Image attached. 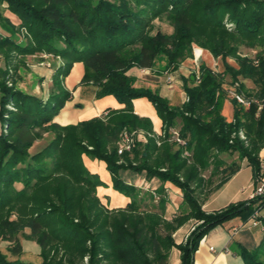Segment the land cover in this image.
<instances>
[{"label": "trees", "instance_id": "trees-1", "mask_svg": "<svg viewBox=\"0 0 264 264\" xmlns=\"http://www.w3.org/2000/svg\"><path fill=\"white\" fill-rule=\"evenodd\" d=\"M157 19H166L172 30L156 28ZM242 46L256 49V56L242 55ZM195 47L221 57L224 70L201 62L194 79L183 77L181 106L139 86L129 74L134 67L154 68L160 56L167 70L178 69L194 57ZM42 53L63 60L47 97L18 88L16 80L8 86L13 59ZM2 60L0 241L19 257L11 259L0 249V264H38L21 258L20 233L40 246L39 264H82L85 257L87 264H167L173 247L181 252V264H194L201 240L213 227L235 216L246 222L264 208V196L212 212L203 208L205 199L242 167L224 154H237L251 166L257 186L263 176L264 0H0ZM76 62L84 64L81 84L96 86L97 97L113 95L125 107L76 124L56 122L72 99L65 81ZM247 80L253 85L248 87ZM229 86L251 100L246 107L230 98L231 121L223 114ZM141 97L155 106L162 135L151 119L135 113L133 100ZM136 128L148 139L134 150L138 162L126 154L127 163L120 162L117 142L124 130ZM173 130L185 146L172 140ZM42 139L44 146L31 152ZM84 156L106 163L114 190L128 198L124 207L111 210L102 203L97 189L107 184L89 170ZM124 169L159 178L162 185L140 189L121 177ZM214 178L219 182L208 189ZM166 182L180 190L185 205L172 218L166 212ZM147 199L158 204L143 210ZM190 220L194 225L186 240L177 243L174 233ZM238 252L244 264H264V237L254 249L239 245Z\"/></svg>", "mask_w": 264, "mask_h": 264}, {"label": "crops", "instance_id": "crops-1", "mask_svg": "<svg viewBox=\"0 0 264 264\" xmlns=\"http://www.w3.org/2000/svg\"><path fill=\"white\" fill-rule=\"evenodd\" d=\"M201 49L200 53H197V49ZM212 58L211 62L210 59ZM201 62H204L208 67L213 68L214 63L220 67V71L224 70V64L221 57H214L213 54L203 48L195 47V53L193 58H187L185 61L181 63L178 69H166L162 71H157L154 68L152 69H142L138 67H134L129 71V74L137 77V84L139 86H156L163 82V78H165V88L164 95L166 98L169 96L178 95L181 99L177 105L173 106H181L186 100V93L183 89V77H190L194 72L199 70V65ZM45 72L41 73L39 70V74L32 76L31 80L27 81L28 85H31V90L33 94L47 97L50 90V85L48 82L52 80L53 72H50V69L44 67ZM84 75V64L82 62H76L74 67L66 78V86L72 92V99L68 101L65 107L60 111V113L56 116L55 121L62 124L67 125L71 123H78L79 121L88 120L93 117L101 116L107 112L108 109H120L125 107V104L120 103L116 97L113 95H107L105 97H97V87L92 84H81V80ZM44 78L45 83L36 82V79L42 80ZM34 84V86H33ZM49 85V86H46ZM155 90H158L155 87ZM25 90V89H24ZM133 106L135 113L139 114L142 117L151 119L154 131L157 135H161L162 133V119L159 117L156 108L153 104L146 98L141 97L133 100ZM223 114L227 118V120L231 121L234 118V105L228 97L224 102ZM2 131V125L0 122V133ZM237 155V154H235ZM238 156V155H237ZM260 157L263 164V176L262 179L264 181V148L260 153ZM85 164L89 168V170L93 173H97L100 175L102 181H104L107 186H99L98 193L101 197H110L111 201H119L117 203L120 206H125L128 202V198L113 188V181L110 172L107 170L106 163L104 161L98 159H92L90 157L85 156L84 158ZM245 168H250L252 179L251 182L248 183L249 190L245 185L246 181L241 180V175ZM250 176V174H249ZM254 172L251 166H248L245 161L242 163L241 169L233 175L227 182H225L219 189L209 195L203 204L204 210L208 212L220 210L231 202H239L246 201L252 198L253 192L256 190V183L253 182ZM232 183H236L234 190H229L231 188ZM251 186V187H250ZM254 186V187H252ZM165 187L168 190L169 197L171 199V195L174 194L181 198V192L178 188H175L171 183L166 182ZM228 192V196H224V194ZM249 190V191H248ZM254 190V191H253ZM232 192V194H231ZM230 193V194H229ZM181 200V199H180ZM171 206H167V217L172 218L177 210H170ZM261 216L264 218V208L261 211ZM233 224L227 229L228 234L237 233L239 239H237L236 247H231V242L228 239L216 238L214 240L218 246H214L212 242L213 238L208 235L201 240V243L195 252L194 255V264H244V260L238 252V246L244 245L249 249H254L249 245L250 235L248 232L241 231V227L244 221L241 219L239 222H232ZM194 225V221L190 220L186 224H184L181 228H179L175 233V239L177 243L183 241L184 237L189 234L192 226ZM254 227V226H253ZM258 228V227H255ZM215 239V237H214ZM263 239V238H262ZM261 239V240H262ZM260 240V242H261ZM259 242V243H260ZM258 243V245H259ZM257 245V246H258ZM214 248V250L211 249ZM256 248V247H255ZM172 249H176L180 255V264H181V252L177 247H173ZM171 249V250H172ZM170 250V251H171ZM169 260V257H168ZM167 260V264L169 261Z\"/></svg>", "mask_w": 264, "mask_h": 264}, {"label": "rangeland", "instance_id": "rangeland-1", "mask_svg": "<svg viewBox=\"0 0 264 264\" xmlns=\"http://www.w3.org/2000/svg\"><path fill=\"white\" fill-rule=\"evenodd\" d=\"M155 26H156V28H161L162 30L168 31V32L172 30L171 26H169V24L166 21V19H163V20H158L157 19V20H155ZM201 51H202L201 49H199V48L197 49V53H200ZM240 51H241L242 55H248V56H250L252 58H254L256 56V52H257L256 49L248 48V47H245V46H242ZM13 60H14V66L12 65V66L8 67V69H9V73L7 75L8 86H11V87L14 86V83H15V80H16L17 81L16 82V86L18 88L25 89L27 92H30V93L32 92L31 85H28L26 87L25 84L27 85V81L31 80V78H33L32 76H34V74L38 75L39 74V72H38L39 70L41 71V73L45 72L43 70L44 67L50 69V72L54 73L55 69L63 61L61 58H55V57H52L51 55L46 54V53L28 55V56H26L24 58L23 61L20 58V56H17V58L13 59ZM211 60H212V58L210 59V62H211ZM229 61L232 64H235V60L234 59H229ZM166 64H167V62H166L165 57L164 56H160V57H158V59L155 62L154 69L157 70V71H162L165 68ZM16 65H19V69L18 70H15V66ZM2 69L3 70L6 69V66H5V63H4L3 60L0 62V70H2ZM212 69L215 70V71H220V67L217 64H215V63L213 65ZM194 73L198 74V72H194ZM190 77L192 79H194V75L193 74ZM227 78L230 79V77H227ZM165 80L166 79L163 78V82L161 84H158L156 86H150V88L155 90L156 89L155 87H157V89H158L157 91L161 95H164ZM36 82L37 83L41 82L42 84L45 83L44 78H42V80L36 79ZM48 84L50 85V88H51V86L53 84L52 80H50L48 82ZM49 85H46V86H49ZM252 85H253L252 82L250 80H247V86L250 87ZM33 86H34V84H33ZM65 86H66V81H65ZM226 86H227V84H226ZM228 88H229L228 95H229L230 98H232L231 97L232 96L231 95V91H233L235 88L231 87V86H229ZM180 98H179L178 95L176 97H175V95H173V96H169L167 99L169 100V102L173 103V105L174 104L177 105L179 103V101L181 100ZM8 106H9V108H14L11 104L8 105ZM136 130H138L140 132H143L142 128H136ZM143 133H144L145 137H142V138L140 137L143 141H140V140L136 139L134 141V146H133V148L130 151H126L123 154L119 153L122 156L120 162L127 163V159H126V157H124L125 154L128 155L129 160L131 162H133V164H136V162H138L137 159H135L134 150L139 145L140 146H144V143L147 142V140H148L147 137H146V133L145 132H143ZM161 142L162 141H160V144H161ZM45 143H46L45 139H42V140L38 141L31 148V152L37 151L38 149L43 147ZM119 147H120V144H119V141H118L117 142L118 150H119ZM143 149H144V147H142L140 150L142 151ZM185 155H187V154L185 153ZM223 156L228 161L236 160V161H238V163H241V164L243 163V162H241V159L237 155L224 154ZM84 158H85V156H84ZM210 172H211L210 169L206 170L204 172V176L208 177L210 175ZM249 174H250V176H249ZM121 177L126 182H128L130 184H133V185H135L136 187H138L140 189L148 190V191L153 190V189H157L158 187H160L162 185V182L160 181L159 178H156V177L149 178L144 172H141V171H138V170L124 169V170L121 171ZM240 178L243 181L245 180L246 181L245 185H247L246 187L249 190H252L251 188H249V185H248V183H250L251 179H252L250 168H245ZM218 182H219V179L214 178L212 183L207 188L209 189L212 186H215ZM253 182L255 183V177L253 178ZM235 186H236V183H232L231 188L229 190H234ZM252 187H254V186H252ZM229 190L224 194V196H228ZM97 192H98V189H97ZM231 194H232V192H231ZM253 194H254V192H253ZM98 195H99V193H98ZM171 196L172 197H171V199H170V201L168 203V205L171 206L170 207L171 211H172V209L173 210L174 209L175 210H178V209L180 210L181 207H185V205H183V202L180 200V198L178 196H176L174 194H172ZM99 197L101 198L102 203L105 206H107L109 209H111V210H114V209L116 210V209H120V208L124 207V206H120L119 204L117 206V203L119 201H116V200L115 201L114 200L111 201L110 197H105V196L101 197V195H99ZM231 203H233V202H231ZM152 204H158L157 199L155 201H153V200L151 201L150 199L145 200L144 205H142V209L146 210ZM240 220H241L240 216H235V217L225 221L224 223L218 224L217 226L213 227L206 235H208L211 238H213V241L216 240V238H218V239L221 238V240L226 238V239H228L231 242L230 246L231 247L233 246V248H234V247H236V245L238 243L236 241H237V239H239V236L237 235L236 232H234L233 234H228V230L227 229L233 224L232 222H236L237 223ZM253 222H254V219L250 218L249 220H247L246 222L243 223V225H242L240 230L248 232V234L251 237V238H249L250 239L249 240V245L251 247L255 248V247H257V245L260 242V240L264 237V231H263V229L261 227H258V228L253 227L252 226ZM27 232H29V230H27ZM214 237H215V239H214ZM19 238H20V241H21L22 246H23V255L21 256V258H23V260H25V261L34 262V263H38V264L41 263L42 257L40 256V246L34 240L26 239L24 237V235H22L21 233L19 234ZM186 238H187V236L184 237L183 241H185ZM211 243L214 246H218L215 241L214 242L211 241ZM7 244H8V242H6V241H0V249L4 253H7L8 257L11 258V259L18 258L19 255H14L12 252H9L6 249V245ZM168 257H169V260H168L169 264H180V255H179V252L176 249H172L170 251ZM87 263H88V257H85L84 258V262L82 264H87Z\"/></svg>", "mask_w": 264, "mask_h": 264}, {"label": "built area", "instance_id": "built-area-1", "mask_svg": "<svg viewBox=\"0 0 264 264\" xmlns=\"http://www.w3.org/2000/svg\"><path fill=\"white\" fill-rule=\"evenodd\" d=\"M231 97L235 98L240 104H243L246 107H249L251 105V100L247 99L242 93L237 92L236 90L231 91ZM162 135V133H161ZM240 135L242 138H245V135L243 132H240ZM138 138L145 137L143 132H140L138 130H124L121 134L120 137V147H119V153L123 154L126 151H130L133 146H134V141ZM172 140L177 142L178 145L180 146H185V141L184 139L180 136L179 131L173 130L172 131ZM160 144V141H158V145ZM187 155L189 154L188 152H185ZM258 196H264V181L260 177L259 178V185L256 187V190L252 196L258 197ZM261 211L256 210L253 215L251 216L252 219H254L253 225L254 227H261L264 231V222L261 220ZM212 250H214L213 247H211Z\"/></svg>", "mask_w": 264, "mask_h": 264}]
</instances>
